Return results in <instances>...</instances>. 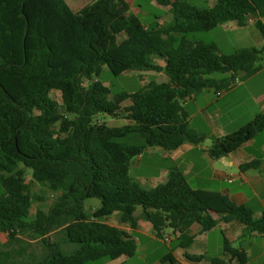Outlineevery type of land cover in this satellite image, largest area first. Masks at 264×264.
I'll return each mask as SVG.
<instances>
[{"label":"trees","instance_id":"1","mask_svg":"<svg viewBox=\"0 0 264 264\" xmlns=\"http://www.w3.org/2000/svg\"><path fill=\"white\" fill-rule=\"evenodd\" d=\"M172 20L145 26L129 0H93L74 12L65 0H0V264H86L137 254L138 244L123 229L104 222L115 213L132 229L150 222L157 238L170 229L176 245L163 264H181L183 249L193 264H246L247 255L223 233L224 256L189 254L202 232L219 222H239L247 233L264 238L260 218L219 192L195 189L184 172L170 170L155 187L139 184L132 162L147 149L173 151L205 136L191 126L184 102L203 90H228L236 77L262 69L264 46L223 54L215 43L195 34L225 23L252 24L264 39V0H217L197 7L185 0H157ZM155 59L159 62L156 63ZM107 67L114 76L129 71L163 73L168 81H150L134 92L112 95L99 77ZM59 91V104L51 93ZM129 101L128 106L123 103ZM98 115L129 121L109 126ZM264 131L257 115L237 131L213 139L209 154L221 158ZM259 162L241 166L256 168ZM28 173L40 186L59 194L54 206L37 210ZM100 206L88 210L86 200ZM218 215L215 219L213 215ZM29 239H40L43 254L28 252Z\"/></svg>","mask_w":264,"mask_h":264},{"label":"crops","instance_id":"2","mask_svg":"<svg viewBox=\"0 0 264 264\" xmlns=\"http://www.w3.org/2000/svg\"><path fill=\"white\" fill-rule=\"evenodd\" d=\"M66 2L72 11L79 12L85 6L91 4L93 0H66ZM167 8L169 10V7ZM233 25L235 29L246 27L239 26L236 23ZM250 25L254 27L252 23L247 26ZM252 36L257 40L258 49H261L264 46L262 35V38L255 33H252ZM248 37H250V33L242 34L240 39L246 40ZM236 79L240 80L238 84H234ZM235 80L228 90L207 89L185 100L183 105L192 128L199 135L205 136V139L200 144L185 143L173 151H166L160 147L147 149L145 153L159 154L162 164L158 163L153 173L140 178V183L146 184V186L142 184L144 187L152 188L164 183L168 179L170 170L178 167L184 172L193 188L227 195L236 204L251 208L255 218L262 216L264 213V131L224 157L213 158L209 154L213 139L223 138L251 122L257 115H264V68L250 77L240 74ZM166 81H168V78L164 82ZM139 159L142 163L145 160L144 155L139 156ZM252 162H259V165L256 168L241 170V166ZM213 217L215 219L219 218L215 214ZM108 219L103 221L108 223ZM236 223L239 222H219L217 227L209 232H202V228L198 224L192 225L188 232L189 235L195 237L192 246L197 243L204 244L202 251L194 253V255L215 257L209 254V241L208 236L205 234L220 228L223 229L222 235L224 231L229 232L230 237L228 240L233 247L246 253L248 258L246 264H264V241L260 240L264 238L256 233L249 234L246 230L241 232ZM146 229L153 231L150 222H148ZM125 231L133 236L129 229ZM170 231V229L166 230L165 234L169 235ZM235 242H238V245H233ZM259 245L262 249L258 247ZM178 249L184 257V250ZM189 249H187V252ZM175 257L177 258L176 255ZM220 258L226 261L230 259L229 256H224V254ZM119 259L111 262H117ZM178 261L181 264H193L188 260L186 262ZM199 264L210 263L205 260ZM232 264L240 263L233 260Z\"/></svg>","mask_w":264,"mask_h":264},{"label":"rangeland","instance_id":"3","mask_svg":"<svg viewBox=\"0 0 264 264\" xmlns=\"http://www.w3.org/2000/svg\"><path fill=\"white\" fill-rule=\"evenodd\" d=\"M66 1V0H65ZM197 7H211L217 3V0H185ZM131 11L138 16V18L143 22L145 26L154 27L156 25H164L169 23L172 20V14L169 12L167 7L160 5L157 0H130ZM233 22L225 23L211 31L201 32L195 34V38L198 41L204 43H215L223 54H230L236 49L240 48H259L257 40L253 38L252 33H255L257 36L261 37V34L258 29L253 26H246L244 28L235 29ZM240 30V31H237ZM250 33V37L246 40H241L240 36L242 34ZM264 57V56H263ZM155 62L159 61L155 59ZM262 69L264 68V59L261 62ZM99 80L108 86L111 90V94H117L124 91L134 92L147 85L150 81H156L157 83H162L167 80V76L163 73H156L154 71H129L120 76H114L107 67L103 68V71L99 77ZM52 98H54L59 104L62 103L61 93L59 91H53L51 93ZM129 101L123 103V106H128ZM95 121L100 123L108 124L109 126H122L128 124L129 121L123 116L119 117H109L98 115L95 118ZM145 160L140 162L139 157H136L131 166V173L134 179L140 183V178L146 177L153 173L156 169L157 164H162L161 156L157 153H143ZM27 182H29V188L31 196L34 199L30 210L29 220H32L36 217L37 210L41 209L45 212H48L55 204L59 194L51 193L46 188L40 186L36 181L31 177V173H28ZM142 180V179H141ZM143 181H145L143 179ZM152 183V182H148ZM146 186L145 183H142ZM141 184V185H142ZM142 185V186H143ZM85 206L88 210H94L100 206V201L98 199H89L86 200ZM106 221V220H104ZM107 222L111 225L121 227L124 231L128 229L131 231L133 237L135 238L138 244V251L134 257L131 258H121L117 262L103 261L98 262H89L86 264H163L162 259L171 252L175 247L173 241L172 231L169 235L165 234L164 239L157 238L153 231L146 229L148 222L145 220H138V226L136 229H132L131 226L127 223H122L120 220V215L115 213L111 216ZM239 226V230L245 231L241 223H236ZM223 229H216L213 232L206 233L209 241V254L215 257H220L224 254L222 250V235ZM224 235L229 238V232L224 231ZM168 238V241L166 240ZM254 240V239H252ZM263 240L264 239H260ZM6 236L0 233V247L5 243ZM30 247L28 252L33 254H43L45 248L40 239L31 240L29 239ZM219 245V248H218ZM233 245H238V242H235ZM204 247V244L197 243L192 246L188 253H200ZM259 248L262 247L259 245ZM179 249H175L174 253L177 256L178 260L186 262L187 260L180 254ZM111 262V263H110ZM256 264V263H252Z\"/></svg>","mask_w":264,"mask_h":264},{"label":"built area","instance_id":"4","mask_svg":"<svg viewBox=\"0 0 264 264\" xmlns=\"http://www.w3.org/2000/svg\"><path fill=\"white\" fill-rule=\"evenodd\" d=\"M251 22H252V20H249V23H251ZM239 82H240V80L239 79H236L235 82H234V84H238ZM166 240L168 241V238Z\"/></svg>","mask_w":264,"mask_h":264}]
</instances>
